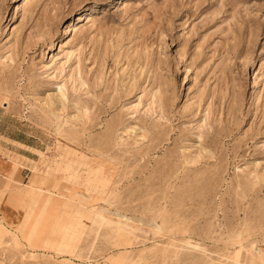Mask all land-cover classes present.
Segmentation results:
<instances>
[{"label": "rangeland", "instance_id": "1", "mask_svg": "<svg viewBox=\"0 0 264 264\" xmlns=\"http://www.w3.org/2000/svg\"><path fill=\"white\" fill-rule=\"evenodd\" d=\"M0 121V264H264V0H0Z\"/></svg>", "mask_w": 264, "mask_h": 264}, {"label": "crops", "instance_id": "2", "mask_svg": "<svg viewBox=\"0 0 264 264\" xmlns=\"http://www.w3.org/2000/svg\"><path fill=\"white\" fill-rule=\"evenodd\" d=\"M0 127H4L2 121ZM0 138L2 139L0 141V223L14 230L22 224L24 217L28 216L26 214L33 196L22 187L29 184L31 166L37 163L35 158L38 154L35 150H39L22 142L17 136L0 133ZM10 157L16 160L17 166L10 161ZM46 222L44 228L47 229ZM31 224V219L25 222L24 232H27ZM41 228L44 231L42 239L46 240L47 233L46 229H43V224Z\"/></svg>", "mask_w": 264, "mask_h": 264}, {"label": "bare ground", "instance_id": "3", "mask_svg": "<svg viewBox=\"0 0 264 264\" xmlns=\"http://www.w3.org/2000/svg\"><path fill=\"white\" fill-rule=\"evenodd\" d=\"M11 23V22H10ZM71 28H73L72 29V32L74 31L75 32V27L73 26V27H71ZM72 32H70V33H72ZM69 38V37H68ZM255 92V91H254ZM255 94V93H254ZM255 99V98H254ZM61 154H63V153H59V154H57L56 156H52V159L54 160H59V157L61 156ZM10 161H12V162H14V161H16V160H13L11 157H10ZM1 234V233H0ZM1 238V237H0Z\"/></svg>", "mask_w": 264, "mask_h": 264}]
</instances>
